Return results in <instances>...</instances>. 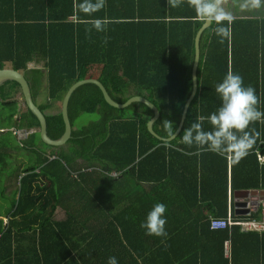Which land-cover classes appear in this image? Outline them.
<instances>
[{"label":"trees","instance_id":"obj_1","mask_svg":"<svg viewBox=\"0 0 264 264\" xmlns=\"http://www.w3.org/2000/svg\"><path fill=\"white\" fill-rule=\"evenodd\" d=\"M205 23L187 0L179 7L169 6L167 0H103L102 7L98 0H0V69L12 64L21 71L34 101L46 75L49 105L62 102L73 84L86 79L99 80L120 104L144 97L159 111L154 134L167 139L177 132L194 90L196 40ZM217 27L228 34L217 35ZM32 62L43 63V69H30ZM229 71L240 74L245 86L256 90L258 107L264 111V21H214L205 32L199 92L182 132L170 142L149 133L153 111L147 105L136 102L117 109L96 85L78 88L68 108L73 133L63 148L69 153H37L22 170L11 209L6 213L0 209V264H38L41 239L50 232L69 244L65 233L77 222V214L67 208L71 201L82 196L87 204L92 190L108 183L117 189L121 178L142 191V208L128 213L126 230L136 232L135 236L126 233L128 239L149 238L141 223L155 203L167 207L168 235L157 237L159 264H264V234L243 233L237 226L211 230V219H227L229 206L234 220L260 219V209L248 217L242 214L246 210L236 211L235 195L264 191V121L250 125L260 136L239 159L183 140L185 129L199 118L206 130L211 127L207 118L221 103L215 85ZM7 85L11 94L5 92V85L0 91V132L7 130L2 121L15 122L11 130L18 132L39 130L30 110H19L14 92H22L21 85L15 81ZM47 108L40 106L43 113ZM83 113L100 117L75 130L74 123ZM45 116L48 136L60 139L65 133L61 111ZM28 147L34 150L33 144ZM3 149L0 144V160L8 166L4 157L10 154ZM5 191L0 188L2 200ZM95 197L102 199L101 193ZM59 206L68 210L62 224L55 221ZM184 239L196 242L187 245Z\"/></svg>","mask_w":264,"mask_h":264},{"label":"crops","instance_id":"obj_2","mask_svg":"<svg viewBox=\"0 0 264 264\" xmlns=\"http://www.w3.org/2000/svg\"><path fill=\"white\" fill-rule=\"evenodd\" d=\"M220 6L228 13L229 18L227 20L229 21H264V0H261L258 7H254L250 0H221ZM248 48H250V46H248ZM8 67L13 69L12 64H8L7 68ZM29 68L43 69V63L38 64L32 62ZM47 86V76L45 75L42 81V87L36 96L35 103L39 108L40 106L47 105L48 108L44 114L51 115L57 113L55 111L57 107H60L58 112L62 110L63 101L49 105V95L47 99H44L42 96V92ZM5 92L11 94V86L10 89H6ZM14 94L15 100L19 104V110L24 112L25 110L22 109V100L24 101V97L21 90H15ZM20 96L22 98H20ZM47 111H49V113H46ZM45 153L50 155L49 151H45ZM104 176L118 177L108 173H104ZM74 178H77V175H74ZM122 181L124 180L121 178L117 182V189H112L111 184L108 183L103 184L101 189L92 190V195L88 198L87 204L83 202L82 196H79L77 201L72 200L67 208H69L74 216L77 214V216H75L77 222L71 223L69 227L71 231L65 233L66 236L70 238L69 244L63 238L56 237L52 232L48 233L45 238L41 239L40 245L42 248L39 249L38 264H63L64 262L65 264H107V260L111 256L116 257L118 264H159L157 236H149V238L139 236L130 239L126 237V233L131 236H135L136 234V232L128 233L126 230L130 226V223L127 224L129 221L128 213H134L136 210L141 209L143 204L141 202L142 191L137 188L132 189L134 183L127 182L126 180L124 182ZM251 192L257 193L253 194ZM100 193L102 199L98 201L95 195ZM15 194L16 192L14 196ZM238 194L241 195L237 196ZM235 202L241 205L239 209L235 207L236 211L246 210L243 212H247L248 209L250 210V214L255 213L262 208V204L264 203V191L237 192L235 195ZM246 204H249V207H246ZM67 211L65 207H57L55 221L59 224L65 222ZM230 213L232 214V210L229 206L228 217ZM250 214H247V217L250 216ZM213 219L217 218L211 219L212 231H214L212 229ZM63 241H66V243ZM190 242L195 243L196 241H193V239H184L185 244L188 245ZM225 250L227 252L225 257L229 258V242L225 243Z\"/></svg>","mask_w":264,"mask_h":264},{"label":"clouds","instance_id":"obj_3","mask_svg":"<svg viewBox=\"0 0 264 264\" xmlns=\"http://www.w3.org/2000/svg\"><path fill=\"white\" fill-rule=\"evenodd\" d=\"M184 0H167L171 7H179ZM196 14L204 21H215L218 24L229 18L221 5V0H187ZM254 7H258L261 0H250ZM99 6H103V0H98ZM216 34L221 37L228 34L224 27H217ZM106 42V40H105ZM223 42V41H221ZM215 92L221 103L219 107L207 118L211 127H203V118L190 124L185 129L183 140L192 145L194 142L207 147V150L217 154L231 153L234 158H242L248 154L256 139L260 136L250 125L257 121H264V111L259 109L260 98L256 90L245 86L243 77L229 71L220 82L215 85ZM171 126L170 121H164ZM167 207L162 202H157L147 213L140 227L146 230V234L157 237H167L165 225L167 220L165 213ZM107 264H118L116 257L111 256Z\"/></svg>","mask_w":264,"mask_h":264},{"label":"water","instance_id":"obj_4","mask_svg":"<svg viewBox=\"0 0 264 264\" xmlns=\"http://www.w3.org/2000/svg\"><path fill=\"white\" fill-rule=\"evenodd\" d=\"M212 24H213V21H206V23L204 24V27L201 29V31L198 34V37L196 40V60H195L194 70H193L194 90H193L192 95H190V97L188 98V100L186 102V105L184 107V111L182 114L181 122H180V125H179L177 132L174 133V135H172L171 137H169L167 139L159 138L157 135L154 134V132L152 130L153 124L157 121V119L159 117V111L149 100H147L144 97L136 96V97L130 98L124 104L117 103L116 101H114L111 98V96L109 95V93L106 90V88L104 87V85L97 79H86V80L78 81L75 84H73L70 87V89L67 91V93L63 99V102H62V110H61L63 122L65 124V133L58 140H52L48 136V133H47L48 126H47L46 116L41 111V109L38 107V105L35 103L34 98L32 96L30 84L21 71H17L15 69H11V68L0 69V91L4 85H6L7 83H9L11 81L18 82L21 85L25 105L30 110V112L38 119V122L40 125L39 136H40L42 142L48 146L62 147L72 137L73 128H72V124L70 122L69 111H68L69 102H70V99H71L73 93L78 88H81L82 86L87 85V84L96 85L101 90L105 101L110 106H112L114 108L124 109V108L128 107L129 105H131L132 103H136V102L143 103V104L147 105L153 111V117L148 124L149 133L159 140H162L164 142H170V141L176 139L180 135V133L182 132L186 118H187V113H188L189 107H190V105H192L193 101L195 100L196 96L198 95V92H199V74L198 73H199V67H200L201 55H202V53H201V41H202V37L205 34V32L212 27ZM0 133H6V132L1 131ZM251 193L254 194L257 192H251ZM240 195L241 194H238L237 196H240ZM240 206L241 205L236 202V204H235L236 209H239ZM246 207H249V204H246ZM242 214H250V210L247 209V212L242 211Z\"/></svg>","mask_w":264,"mask_h":264},{"label":"rangeland","instance_id":"obj_5","mask_svg":"<svg viewBox=\"0 0 264 264\" xmlns=\"http://www.w3.org/2000/svg\"><path fill=\"white\" fill-rule=\"evenodd\" d=\"M10 86L6 84L3 88L4 90L6 89L8 90L10 89ZM42 96L44 99L48 98L47 88L42 92ZM20 98L22 97L20 96ZM22 109L26 110L23 100H22ZM59 110L60 107H57L55 111L58 112ZM9 112L10 111H7L6 113L9 114ZM46 113H49V111H47ZM99 117L100 116L98 113H83L81 116H79L76 119L74 123L75 130L83 129L93 123L98 122ZM17 119L19 121V117ZM12 126H15V122L11 123L8 121H2L1 127L7 129L5 130V132L7 133L0 134V144L3 147L9 149L12 154V156L8 155L9 157L8 156L4 157L7 160L8 166L5 165L6 161L2 162L0 160V188L3 189L4 191L6 190V194H7L6 195L7 199L4 201L5 205L3 206L1 204L0 209L3 210L4 208L7 210V212L11 209V205L15 197L14 193L20 187L19 180L20 177L22 176V169L32 164V162L35 160V155L37 153L41 151L42 152L49 151V154L51 155L53 152L57 151L58 155H66L70 151V149L68 151L67 147L63 148V146L57 148V150L49 149L45 147L41 143V140L39 139L38 130H32V131L22 130L18 132L14 129L13 131H11ZM14 133H16V136ZM33 133H36V136H33L32 135ZM11 143L15 144V147H11ZM28 144H33L34 150H30ZM16 147H20V148H16ZM5 223L6 224L8 223L7 219H5Z\"/></svg>","mask_w":264,"mask_h":264},{"label":"built area","instance_id":"obj_6","mask_svg":"<svg viewBox=\"0 0 264 264\" xmlns=\"http://www.w3.org/2000/svg\"><path fill=\"white\" fill-rule=\"evenodd\" d=\"M233 226L240 227L243 233L264 234V203L261 208V217L258 220L251 218L245 220H234L231 213L227 219L212 220V229L214 231L228 230Z\"/></svg>","mask_w":264,"mask_h":264},{"label":"flooded vegetation","instance_id":"obj_7","mask_svg":"<svg viewBox=\"0 0 264 264\" xmlns=\"http://www.w3.org/2000/svg\"><path fill=\"white\" fill-rule=\"evenodd\" d=\"M4 149H3V151L4 152H8L10 155H11V152H10V150L9 149H7L6 147H3ZM5 194H6V191H5ZM7 195V194H6ZM6 199H7V197H6ZM5 200H2V199H0V205L2 204L3 206L5 205V202H4ZM2 211H5V212H7V210L6 209H4L3 208V210Z\"/></svg>","mask_w":264,"mask_h":264}]
</instances>
